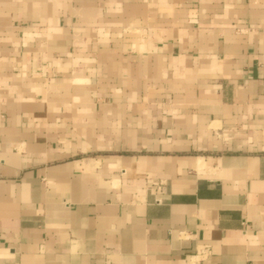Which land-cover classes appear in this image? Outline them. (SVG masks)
Returning <instances> with one entry per match:
<instances>
[{"label": "crops", "instance_id": "1", "mask_svg": "<svg viewBox=\"0 0 264 264\" xmlns=\"http://www.w3.org/2000/svg\"><path fill=\"white\" fill-rule=\"evenodd\" d=\"M0 264H264V0H0Z\"/></svg>", "mask_w": 264, "mask_h": 264}]
</instances>
